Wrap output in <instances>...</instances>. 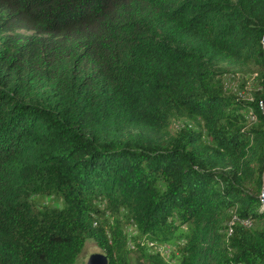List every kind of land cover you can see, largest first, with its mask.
<instances>
[{
    "label": "trees",
    "instance_id": "16d2710c",
    "mask_svg": "<svg viewBox=\"0 0 264 264\" xmlns=\"http://www.w3.org/2000/svg\"><path fill=\"white\" fill-rule=\"evenodd\" d=\"M86 240L264 264V0H0V264Z\"/></svg>",
    "mask_w": 264,
    "mask_h": 264
},
{
    "label": "rangeland",
    "instance_id": "374dc122",
    "mask_svg": "<svg viewBox=\"0 0 264 264\" xmlns=\"http://www.w3.org/2000/svg\"><path fill=\"white\" fill-rule=\"evenodd\" d=\"M222 66L226 68V70H229L225 73L224 78L226 81V86L230 90H233V91H235V89L237 90V87L243 82L246 88L253 86L254 83L256 82V78H255L256 70L252 66L244 67L243 69L235 68L231 66L230 64H223ZM240 92L241 94L245 95L247 91L245 89L244 90L241 89ZM183 121L186 122L187 120H183V119L175 120L174 127H178V125H180L181 122ZM58 204L60 205L61 202L59 201ZM133 231H134V228L132 226L127 227V232L129 234L131 233L134 234ZM162 249L163 251H166L165 256H167V252H168L167 248L163 246ZM95 252H100L99 248L95 245V243L92 240H86L84 247L82 249V252L74 264H86L88 256ZM136 254L137 252L134 250L130 252V258L132 262H135Z\"/></svg>",
    "mask_w": 264,
    "mask_h": 264
},
{
    "label": "water",
    "instance_id": "95a60500",
    "mask_svg": "<svg viewBox=\"0 0 264 264\" xmlns=\"http://www.w3.org/2000/svg\"><path fill=\"white\" fill-rule=\"evenodd\" d=\"M86 264H108V258L102 252H95L88 256Z\"/></svg>",
    "mask_w": 264,
    "mask_h": 264
}]
</instances>
